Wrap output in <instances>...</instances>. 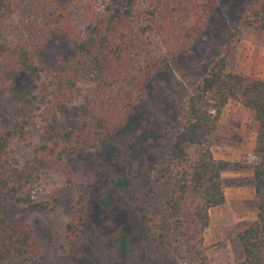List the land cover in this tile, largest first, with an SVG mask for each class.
<instances>
[{
  "label": "trees",
  "instance_id": "obj_1",
  "mask_svg": "<svg viewBox=\"0 0 264 264\" xmlns=\"http://www.w3.org/2000/svg\"><path fill=\"white\" fill-rule=\"evenodd\" d=\"M15 1L0 0V264H82L95 203L123 209L132 223L130 232L98 238V264H183L176 252L186 246L193 264H210L204 233L210 211L226 202L223 173L246 168L213 153L218 124L233 101L258 124V160L251 166L257 215L238 234L240 264H264V80L228 71L222 55L192 63L180 82V104L150 99L158 79L217 32L221 12L229 10L225 0H99L98 8L79 7L78 23L60 0H43L35 22L45 37L40 50L2 41ZM237 18L240 29L264 31V0L242 3ZM132 26L155 54L128 87ZM47 44L57 52L54 68L41 56ZM84 74L96 75L89 116L64 126L59 108L70 103ZM18 141L29 148L23 161L12 156ZM59 168L65 187L37 200L40 173ZM63 200L72 203L71 219L53 238L49 257L31 219L51 215Z\"/></svg>",
  "mask_w": 264,
  "mask_h": 264
},
{
  "label": "rangeland",
  "instance_id": "obj_2",
  "mask_svg": "<svg viewBox=\"0 0 264 264\" xmlns=\"http://www.w3.org/2000/svg\"><path fill=\"white\" fill-rule=\"evenodd\" d=\"M69 11L75 22H79L77 16L81 6L92 2L94 8L100 6L99 0H60ZM248 0H225L228 12L222 11V17L217 32L209 34L205 40L195 44L194 57L190 56L187 63H178V69L170 68L161 76L154 88L156 95H151V101L159 105L168 104L175 106L180 104L182 96L178 91L183 75L186 74L192 63L198 64L202 60L225 55L227 57V70L233 73L264 80V31L234 26L237 22L242 3ZM43 0H16L12 17L6 21L2 30V41L14 43L23 41L33 48L40 50L45 42V37L35 28L39 23L45 6ZM131 43L134 61L132 67L126 73L128 87H134L138 78V68L144 64L148 56L154 55L151 51L152 44L146 36H142L132 26L127 33ZM220 42V48L215 44ZM42 50V49H41ZM41 56L47 60L51 68L56 64L54 59L57 52L50 44L41 51ZM54 68V67H53ZM208 66L196 74L204 76ZM96 75L84 74L80 77L78 87L70 103L61 106L58 113V121L69 126L79 119L89 116L90 105L95 96ZM177 93V102L174 95ZM245 109L237 101L229 103L223 111L218 124L217 133L213 145V153L216 159L232 162H240L246 165L244 169L232 170L223 173V183L226 193V202L223 206L210 211V225L204 233V250L210 264H240L244 259L238 234L245 230L257 215V202L254 186V170L251 168L257 163L255 154L256 135L258 124L253 113ZM19 147H14L12 156L19 161L26 158L29 148L25 147V141H18ZM66 174L62 168L56 170H43L40 173L38 183H35V198L37 200L51 199L53 190L64 188ZM65 193L63 192L62 195ZM71 202L62 201L56 212L49 216H35L31 219L36 232L42 233L41 242L44 245V253L52 256L51 242L58 238L64 231L65 224L70 221ZM89 228L86 256L82 264H98L95 259L96 247L99 237L107 235L119 236L124 232H130L132 223L123 209L117 207L111 211L103 209L95 203L89 211ZM183 264L196 262L195 254L186 246L176 252Z\"/></svg>",
  "mask_w": 264,
  "mask_h": 264
},
{
  "label": "crops",
  "instance_id": "obj_3",
  "mask_svg": "<svg viewBox=\"0 0 264 264\" xmlns=\"http://www.w3.org/2000/svg\"><path fill=\"white\" fill-rule=\"evenodd\" d=\"M249 113H252V112H249ZM257 123V122H256Z\"/></svg>",
  "mask_w": 264,
  "mask_h": 264
}]
</instances>
